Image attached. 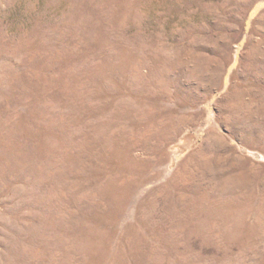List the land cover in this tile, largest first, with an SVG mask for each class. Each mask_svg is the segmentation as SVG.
I'll return each mask as SVG.
<instances>
[{
    "label": "rangeland",
    "instance_id": "374dc122",
    "mask_svg": "<svg viewBox=\"0 0 264 264\" xmlns=\"http://www.w3.org/2000/svg\"><path fill=\"white\" fill-rule=\"evenodd\" d=\"M0 264H264V0H0Z\"/></svg>",
    "mask_w": 264,
    "mask_h": 264
},
{
    "label": "bare ground",
    "instance_id": "6f19581e",
    "mask_svg": "<svg viewBox=\"0 0 264 264\" xmlns=\"http://www.w3.org/2000/svg\"><path fill=\"white\" fill-rule=\"evenodd\" d=\"M260 48V47H259ZM261 50V48H260ZM251 52H254V51H251ZM259 52V51H258ZM257 53V52H255ZM255 56V55H254ZM250 57V56H249ZM251 59V58H250ZM260 63V62H259ZM244 64V63H243ZM247 64V63H246ZM251 67L249 66V69ZM248 69V70H249ZM258 69V68H257ZM261 69V68H260ZM252 73L250 74H254L252 68L250 69ZM215 74V73H214ZM242 75V74H241ZM251 79V78H250ZM238 90V89H237ZM233 96L231 97L230 101H229V104L227 105L228 106V109L231 111V112H240V111H244L246 110L247 108H249L250 106V100H247V97L250 96V93L247 89H243V90H239V91H236L234 94H232ZM252 99V98H251ZM253 100V99H252Z\"/></svg>",
    "mask_w": 264,
    "mask_h": 264
}]
</instances>
